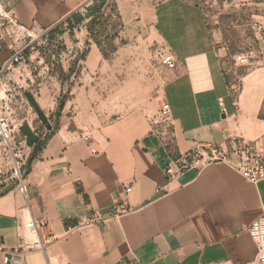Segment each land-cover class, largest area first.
Segmentation results:
<instances>
[{"label":"crops","instance_id":"0c3cea01","mask_svg":"<svg viewBox=\"0 0 264 264\" xmlns=\"http://www.w3.org/2000/svg\"><path fill=\"white\" fill-rule=\"evenodd\" d=\"M228 1L262 4L108 0L103 12L116 22L111 45L96 43L86 18L63 35V77L45 74L35 53L16 70L15 86L30 91L53 116L51 130L57 127L31 164L26 193L18 178L6 181L0 163V264H10L4 257L34 240L26 227L31 219L39 222L41 236L53 239L44 251H28L12 264H48V256L60 264L254 259L257 245L248 228L264 215V179L252 183L226 163L189 170L172 183L162 173L170 159L197 143L226 146L242 139L264 153V48L259 57L244 50L254 52L251 63L235 67L217 46L206 4ZM92 3L18 0L14 10L27 26L52 28L73 12L85 14ZM156 47L172 53L177 66L162 64ZM10 54L0 49V66ZM165 103L172 118L169 147L153 125ZM123 201L131 211L119 218L69 230L91 211Z\"/></svg>","mask_w":264,"mask_h":264},{"label":"built area","instance_id":"2783aa9c","mask_svg":"<svg viewBox=\"0 0 264 264\" xmlns=\"http://www.w3.org/2000/svg\"><path fill=\"white\" fill-rule=\"evenodd\" d=\"M18 0H0V49L8 48L11 54L0 66V163L6 169L10 166L20 181V190L26 193V184L23 175L29 158L33 152L34 145L28 144L26 137L21 132V125L26 120L20 119L16 99L12 94V89L6 79V74L12 73L18 66L28 61V52L35 49L38 39L47 31L55 28L59 24L67 30L68 22L61 21L52 28H41L27 26L19 21L15 14L14 6ZM261 42L264 46V33L261 36ZM154 55L158 60L169 68H175L176 60L172 53L163 48L156 47ZM254 57L252 51H242L233 58L235 67L246 66L251 63ZM238 88V84H235ZM27 122V121H26ZM164 124L165 131L160 130L157 125ZM154 131L160 135L163 142L169 146L171 139L172 118L170 114V105H162L158 115L153 121ZM214 163H226L234 170L239 172L244 178L252 183H258L264 179V153L254 145L245 142L242 139H233L226 146L195 144L190 150L180 153L170 159L162 168V173L166 176L169 183L179 180L185 172L197 170L198 172ZM163 187L158 186L157 189ZM132 186H126V194L130 193ZM131 211L127 201L117 203L106 210H94L82 217L78 222L69 228V230H79L89 226L99 225L113 218ZM26 227L34 234L35 238L31 244L25 248L15 250V254L6 255V263L12 264L15 258L20 261L28 251H44L53 236H41L39 233L40 224L37 220L31 219ZM248 231L256 242L257 252L254 259L248 264H264V215L253 220ZM1 248V245H0ZM61 260L56 257L48 256V264H60ZM18 264H22L19 262ZM143 264V263H139ZM207 264H222L220 262H210Z\"/></svg>","mask_w":264,"mask_h":264},{"label":"rangeland","instance_id":"374dc122","mask_svg":"<svg viewBox=\"0 0 264 264\" xmlns=\"http://www.w3.org/2000/svg\"><path fill=\"white\" fill-rule=\"evenodd\" d=\"M206 7L209 13V24L218 43L217 46L226 49L228 59L232 61L238 52L251 49L255 51L256 57L261 55L260 52L264 48L261 42V36L264 33V0H262V4L260 5H245L228 1L215 4L208 3ZM110 17L111 15L108 13V21L103 20L104 23L99 28L102 38H104L105 43L108 45H111L109 35L114 33L116 25L115 21L110 23ZM77 26L74 25L65 30L64 26L61 25L58 28L47 31L38 39L35 49L28 52V61L21 65V67L27 66L30 61L29 57L31 58L30 55L35 53L40 58L38 62H41L42 66L45 67V74L58 73L60 77H63L61 72V56L65 50L63 35L64 33L73 32ZM61 29H63L62 32H60ZM18 68L20 66L12 73L6 74V79L10 83L12 94L16 99L20 119L27 118L28 120L25 119V121L30 124L40 137L44 138L48 133L46 126L29 103L25 93L15 86L12 79V75ZM46 115L53 126V116L48 113ZM5 172L4 178L6 181L12 180V178L17 179L16 173L10 166L6 167Z\"/></svg>","mask_w":264,"mask_h":264},{"label":"trees","instance_id":"16d2710c","mask_svg":"<svg viewBox=\"0 0 264 264\" xmlns=\"http://www.w3.org/2000/svg\"><path fill=\"white\" fill-rule=\"evenodd\" d=\"M107 2H108V0H93V3L87 7L85 14H83L80 11L73 12L70 16H68L65 19V21L68 22L69 27H73L74 25H78V24L82 23L86 18H89V21L87 22V27H88L90 36L101 47L102 41L104 40V38H102V36L100 34L101 31L99 28H100V26L103 25V23H104L103 20L108 19L107 15H105V13L103 12V8L107 4ZM58 26H61V24H59ZM58 26H56L55 28H58ZM62 30L63 29H61L60 32H62ZM64 103H65L64 98L59 100L58 110L56 112L57 117L59 116L61 110L63 109ZM56 127H57V123H56L55 127L53 128V130L48 132L44 138L40 137L39 142H38V147L36 148L34 146L33 152L31 154L29 161L27 163V166L25 168V173L23 175L24 179H26V176L30 172L31 164H32L33 160L35 158H37V156H38L39 152L41 151V149L43 148L46 140L51 136V134L54 132V129ZM170 145L171 144H169V146Z\"/></svg>","mask_w":264,"mask_h":264},{"label":"water","instance_id":"95a60500","mask_svg":"<svg viewBox=\"0 0 264 264\" xmlns=\"http://www.w3.org/2000/svg\"><path fill=\"white\" fill-rule=\"evenodd\" d=\"M25 96L27 97L29 103L33 106L35 109L38 117L42 121V123L46 126L47 130L50 131L52 129V124L47 117L46 113L40 108L38 102L36 101L34 95L30 91L25 92ZM21 132L26 137L27 142L31 146L38 147V142L40 139V135L36 133L30 124L26 121H24L21 125Z\"/></svg>","mask_w":264,"mask_h":264}]
</instances>
